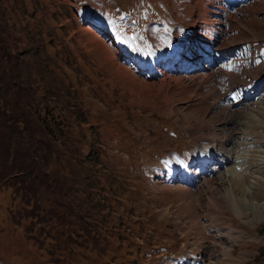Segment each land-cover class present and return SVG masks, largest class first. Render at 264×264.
<instances>
[{"label": "rangeland", "instance_id": "1", "mask_svg": "<svg viewBox=\"0 0 264 264\" xmlns=\"http://www.w3.org/2000/svg\"><path fill=\"white\" fill-rule=\"evenodd\" d=\"M188 1L199 24L194 49L211 46V54L196 65L180 61L183 69L169 68L161 85L148 70L152 62L138 70L120 57L145 50L155 57L174 23L167 7L174 25L187 15L179 1L0 0V160L17 162L20 154L27 163L19 165L38 163L45 178L62 174L81 216L97 209L99 219L105 215L97 235L77 238L87 250L69 254L71 264H181L185 250L196 255L192 264L264 258L261 248L249 260L264 245V219L252 230L241 222L252 217L242 200L264 206V88H248L264 75V0ZM116 25L133 31L143 48L132 50L129 33L116 34ZM193 40L181 41L180 50ZM210 144L221 147L219 156L231 150L239 161L234 175L187 168L192 183L166 178L171 166L203 161ZM21 201L0 185V264H57L55 254L39 253L45 238L24 234L35 224L20 217L31 214ZM238 226L249 237L228 229ZM225 229L229 238L219 239Z\"/></svg>", "mask_w": 264, "mask_h": 264}, {"label": "trees", "instance_id": "2", "mask_svg": "<svg viewBox=\"0 0 264 264\" xmlns=\"http://www.w3.org/2000/svg\"><path fill=\"white\" fill-rule=\"evenodd\" d=\"M35 54L37 56L40 55L38 51H36ZM61 89L55 86V91ZM51 92V86L46 87L44 90V93ZM30 145H32V141ZM21 148L22 147H20L19 152H27L26 149ZM37 150L38 147H34V151ZM95 151L96 150H93V152ZM14 152L16 153L17 150ZM17 158L19 162L18 160L16 162L11 159L10 164L7 163L8 161L0 160V185H8L15 196L21 194V197L24 198L21 204L27 206V209L31 212V214H27L26 217L34 221L36 220L35 223L39 224L37 228L36 226L31 228L26 226L24 234L35 235V233H38V236L43 235L48 238L50 240V254H55L57 256L55 259L57 263L68 262V264H71V256L77 255L75 253L76 251H80L81 249H83V251L87 250V246L78 243L77 238H84L88 241V236L92 232L93 235H97L98 233L95 231L94 227L99 228L100 225L101 228H105V215H102V218L99 219V213L101 212L100 209H97V212L82 214L83 216H81L82 212L74 207V203L71 205V202L75 201L73 200V196L70 194L68 195L67 191L65 192L63 189L66 179L62 174H60L59 177L58 174H55L54 176L50 175L49 178H45L38 163H35L32 167L28 165L21 166L19 163L27 162L20 154L17 155ZM6 175L9 176V181L3 179ZM89 195L90 193H88V196ZM89 228H91V230ZM69 254H71V256H69ZM58 256L61 259H59ZM95 262L97 263V261Z\"/></svg>", "mask_w": 264, "mask_h": 264}, {"label": "bare ground", "instance_id": "3", "mask_svg": "<svg viewBox=\"0 0 264 264\" xmlns=\"http://www.w3.org/2000/svg\"><path fill=\"white\" fill-rule=\"evenodd\" d=\"M175 1H179L180 2V4H182V5H179L178 6V10L180 9V6H182L183 8H181L182 10H179V12H182V13H184V16H185V14H187L186 16H185V19H184V21H183V24L182 25H174L175 24V17L173 16V12L171 11V8H169V7H167V11L169 12V14L172 16L171 17V19L170 20H172V22H174V23H167V24H172L171 26H170V29L168 30V33H170V34H173V33H176V34H179L180 36H182V40L181 41H184L185 39L187 40V41H190L192 38H194V39H196V34H195V31L198 29V25L197 24H195V22H194V16H193V14H194V10H193V7L192 6H194V2H193V5H192V2L190 3V4H186L185 2H184V0H175ZM189 1H191V0H189ZM188 1V2H189ZM194 1V0H193ZM187 2V1H186ZM103 3V6H105V1H103L102 2ZM177 3V2H176ZM199 5V4H198ZM202 5V4H201ZM102 14V13H101ZM103 16L105 17V18H107V20H108V18L110 17V18H112V14L109 12V10H108V7H104L103 8ZM193 21V22H192ZM110 23L111 22H109V25H110ZM96 24H98V22L97 23H95L94 25H96ZM113 25V24H112ZM87 29H88V31L90 30L92 33H93V31L92 30H94V29H96V27H94V29H93V27H88V26H85ZM115 27V26H114ZM108 28V27H107ZM167 28V27H166ZM203 28V27H202ZM201 28V26L199 27V29L200 30H203ZM168 29V28H167ZM205 30H207V28L205 29ZM116 34H118V33H116ZM207 35V34H206ZM118 36V35H117ZM204 36V35H203ZM116 38V37H115ZM121 38H122V36H121ZM171 38V37H170ZM105 39L106 40H108L106 37H105ZM123 39V38H122ZM117 40V39H116ZM115 40V41H116ZM164 41H162V39L161 38H159L158 39V42H157V44L159 45V48L157 49L158 50V52H157V55L155 56V57H152L153 58V60H152V63H153V68H148V70L149 69H154L158 74H159V76L161 77V78H159L157 75H155L157 78H158V81H159V83L162 85L164 82H166V79H168V78H171V77H169L168 76V73L170 74V70H169V68L170 69H172V68H174V67H177L178 68V70H179V72L183 69L182 67L183 66H181V63H180V59H179V57H176L173 53H172V51L171 50H173L177 45L174 43V44H168V38L165 40V39H163ZM109 41V40H108ZM131 41H132V50L134 49H136V47H137V45L136 44H134L133 43V39H131ZM180 41V42H181ZM179 42V43H180ZM111 42L109 41V44L108 45H111L110 44ZM196 42H191V43H188V44H184V47H182L183 48V50H182V52H184L185 53V55H184V60H191V59H194V61H198V59L200 58V57H205V58H208L209 56V54H211V46L210 47H208V48H201V47H197V53H196V51H195V46H196V44H195ZM125 44V43H124ZM130 44V43H129ZM113 45V44H112ZM157 45V46H158ZM113 48L115 49V46L113 45ZM120 48V47H119ZM127 48V47H126ZM113 49V50H114ZM130 49V48H129ZM128 49V50H129ZM155 49V48H154ZM116 50V49H115ZM120 50V55L121 56H123V57H128V51H126V49L124 48V47H122V49H119ZM263 52V51H262ZM133 53V52H132ZM136 53L138 54L139 52H137L136 51ZM155 53V52H154ZM135 54V53H134ZM133 54V55H134ZM141 55V54H140ZM193 56H195V57H193ZM207 56V57H206ZM121 59V63L122 64H129L130 63V58L128 57V58H122V57H120ZM212 59V58H211ZM145 59L143 58V60H140L141 62H146V61H144ZM184 60L182 61V62H184ZM140 61H139V63H140ZM201 61V60H200ZM199 62V61H198ZM189 63V62H188ZM124 65V66H125ZM159 65H162L163 66V72L162 71H160V69L158 70V69H156L155 68V66H159ZM123 66V65H122ZM149 67V66H148ZM138 68V70L139 69H144V67L142 66V67H137ZM136 68V69H137ZM147 68V67H146ZM145 70V69H144ZM162 70V69H161ZM141 71V70H140ZM148 76V75H147ZM153 76V75H152ZM171 76V75H170ZM149 77V76H148ZM203 77V76H202ZM175 78V77H174ZM263 79H264V77H263ZM145 81V80H144ZM264 84V80L262 81V83H261V85H263ZM168 85V84H167ZM167 85H166V87H167ZM253 92H256L257 91V89L260 87V86H258V82L256 81L255 83H253ZM169 87V86H168ZM167 87V88H168ZM165 88V87H164ZM164 88H163V90H164ZM253 92H251V93H253ZM250 96V95H249ZM247 97V96H246ZM232 98V97H231ZM222 153V152H221ZM220 153V154H221ZM234 154V153H233ZM219 154H218V150L217 149H215V148H213V147H211V146H209L208 147V150H207V152H206V156H205V159L203 160V161H198V160H192L191 162H190V167H192L194 170H196V171H202L204 174H207L206 172L207 171H209V169L210 170H214L215 171V169H220V168H224V170L226 171V172H228V170H229V172L231 173V175L233 174L234 175V172H236V170L238 169V165H239V161H237L236 160V157H233L234 155H232V152H231V150L230 151H228L227 153H225V154H223V155H221V156H219ZM238 157V156H237ZM235 158V159H234ZM198 162H199V164H198ZM207 162H210L211 164H212V166L211 167H209L208 169H206V167L203 169V166L207 163ZM231 162V165H232V167H230L229 169L227 168L228 167V163H230ZM203 163H205L204 165H202ZM235 164H237V166H236V168H235ZM230 165V166H231ZM193 169H192V171H193ZM188 173V172H187ZM200 175V174H199ZM175 178H177V179H184L185 178V171L184 170H182V173L181 174H179L178 176H176ZM236 178V177H235ZM191 180V179H190ZM171 182V181H170ZM243 197V196H242ZM247 198V197H246ZM244 199V198H243ZM252 200V199H251ZM250 199H247V200H242L243 201V205H242V207H243V209H244V211H243V213H245V215H248V213H252V217L250 218V220H249V224L251 225V224H253L255 221H257V220H261L262 218H264V206H260V207H262L261 209L259 208V206L257 205V203H255L254 201H251Z\"/></svg>", "mask_w": 264, "mask_h": 264}]
</instances>
